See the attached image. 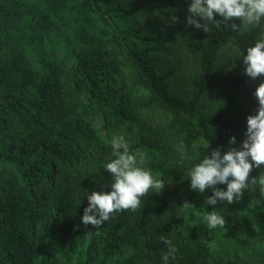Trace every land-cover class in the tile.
<instances>
[{"label": "trees", "instance_id": "obj_1", "mask_svg": "<svg viewBox=\"0 0 264 264\" xmlns=\"http://www.w3.org/2000/svg\"><path fill=\"white\" fill-rule=\"evenodd\" d=\"M167 1L0 0V264H164L162 237L178 249L168 264H264L262 185L234 204L218 203L226 226L209 229L203 217L213 211L205 203L213 190H186L173 150L177 139L188 151L198 145L195 165L242 144L233 105L252 79L219 68L227 49L246 55L264 22L259 30L196 29L164 58L163 21L175 15L172 24L181 23L191 3ZM187 58L193 71L179 81ZM214 91L211 111L200 114ZM119 133L167 185L136 211L85 226L87 196L110 192L113 182L104 136ZM96 139L105 157H93ZM185 201L194 207L183 209Z\"/></svg>", "mask_w": 264, "mask_h": 264}, {"label": "clouds", "instance_id": "obj_2", "mask_svg": "<svg viewBox=\"0 0 264 264\" xmlns=\"http://www.w3.org/2000/svg\"><path fill=\"white\" fill-rule=\"evenodd\" d=\"M172 21L178 22L179 18L173 15ZM262 22L264 0H191L186 18L188 25L206 33H212L213 28L219 31H239L241 26L260 27ZM239 55L249 78L256 80L264 77V30L260 31L254 46L246 49V55L245 52ZM254 95L258 107L255 114L247 117L246 139L242 144L230 147L223 154L220 148L214 149L189 169L192 190L200 193L207 189L213 190V194L205 201L206 205L213 206V211L203 217L209 229L226 226L225 216L215 210L218 203L226 202L230 205L240 201L246 190H256L257 183L262 185L260 191L264 194V172L258 177L250 175L254 168L264 165V82L257 86ZM229 143L235 145L236 137L233 136ZM110 144L115 158L106 163L104 169L113 177L111 191H92L87 196L89 205L84 209L82 217L85 226L90 224L96 229L102 227L114 213L136 211L141 207L143 198L150 196V193L161 194L167 185L155 177L150 168L144 166L147 154L130 151L129 143L123 135L114 136ZM209 147L210 143L207 144ZM177 151L182 160L191 159L183 142L177 146ZM217 185H226V190ZM181 207L189 209L194 205L185 201ZM162 239L168 245V251L162 259L164 264H168L170 257L175 259L178 249L170 240Z\"/></svg>", "mask_w": 264, "mask_h": 264}, {"label": "rangeland", "instance_id": "obj_3", "mask_svg": "<svg viewBox=\"0 0 264 264\" xmlns=\"http://www.w3.org/2000/svg\"><path fill=\"white\" fill-rule=\"evenodd\" d=\"M187 0H168L167 2L169 3V6L171 8H177L182 2L184 3ZM203 23V21H201ZM252 29H255V27H251L248 26ZM164 33L169 35V40L168 42L164 45V58L166 56H170L172 51L174 53V50L177 49L178 43L179 41L182 40L183 37H189L191 32H193L194 30H196V28L194 26L188 25L186 23V19L183 20L181 23L178 24H172V21H167L164 20L163 24L160 28ZM170 31H167V30ZM257 29V27H256ZM259 30V29H257ZM260 33V31H258ZM166 60V59H165ZM186 60V59H185ZM181 63V62H180ZM179 63V66L181 68V72H180V77H179V81L184 80L185 78H187L190 74V71H193L192 66L190 65L192 62L190 59L187 58V60L185 62H182L181 64ZM190 63V64H188ZM219 71L221 73H231V74H238V73H243L245 72V66L243 64V59L242 57H240L239 52L236 51L235 49L231 48V49H227L223 52V60L220 64V68ZM189 72V73H188ZM190 77V76H189ZM264 82V77H261L259 79L256 80H251L249 82H247L240 90H238L237 92V100L235 101V104L233 105V116L236 117H240L241 120V124H242V129H241V137H242V141H244V139H246L245 133L247 130V117L249 115H253L256 113V109L258 107V101L254 95L255 90L257 88V86L261 83ZM181 85V84H180ZM180 89H184V86L181 85ZM218 96L217 92H211L210 94H207L202 101V106L200 109V114H208V112L211 111V108L216 100V97ZM151 113L146 112L145 115L143 116L146 119H150L151 117ZM153 119L155 118L154 115L152 116ZM157 118L154 119V122H159L160 120V116H156ZM164 118L161 119V121H163ZM145 121L142 122V126H149V124H144ZM162 128L158 131L157 128H155V130L158 131V133H163V131H165V126L162 125ZM151 128V126H150ZM123 133H119L117 135L114 136H120ZM103 135H105V133H103ZM105 137V142L107 143L108 148L111 146L110 144V140L106 139ZM181 140H173V150L176 152V157L175 160L177 159V161L184 167L186 174H187V184L184 186L186 190H191L190 184V178L188 176V172L189 169L194 166V155L196 154V150H197V146L194 147L193 150H187L188 155L191 157L190 160H182L181 158V154L177 151V146L180 144ZM105 142L103 144V148L100 149L101 143L98 141V139L95 140V145L93 146V157L97 158L99 155H101L102 157H105L106 155H104L106 153L105 151ZM96 147H99V149H96ZM223 154V152H222ZM103 162H104V158H103ZM102 162V163H103ZM259 170H261V173L264 172V165H261L260 168H258ZM211 191V190H209Z\"/></svg>", "mask_w": 264, "mask_h": 264}]
</instances>
